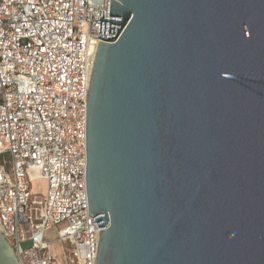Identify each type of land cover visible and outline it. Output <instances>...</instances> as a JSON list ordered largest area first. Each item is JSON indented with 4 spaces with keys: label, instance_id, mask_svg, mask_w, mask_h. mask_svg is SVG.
<instances>
[{
    "label": "water",
    "instance_id": "1",
    "mask_svg": "<svg viewBox=\"0 0 264 264\" xmlns=\"http://www.w3.org/2000/svg\"><path fill=\"white\" fill-rule=\"evenodd\" d=\"M110 16L86 105L95 264H264V0ZM0 264H19L1 232Z\"/></svg>",
    "mask_w": 264,
    "mask_h": 264
},
{
    "label": "built area",
    "instance_id": "2",
    "mask_svg": "<svg viewBox=\"0 0 264 264\" xmlns=\"http://www.w3.org/2000/svg\"><path fill=\"white\" fill-rule=\"evenodd\" d=\"M111 0H0V232L19 264H95L86 105ZM47 183L41 207L30 182ZM95 221V222H94ZM57 227L55 240L46 233ZM32 245L24 249L23 243Z\"/></svg>",
    "mask_w": 264,
    "mask_h": 264
},
{
    "label": "rangeland",
    "instance_id": "3",
    "mask_svg": "<svg viewBox=\"0 0 264 264\" xmlns=\"http://www.w3.org/2000/svg\"><path fill=\"white\" fill-rule=\"evenodd\" d=\"M30 189H31V201L34 202V207H41L42 203L46 196L47 191V183L45 180L37 179L32 180L30 182ZM57 227L52 228L50 231L46 233V236L49 240H55L57 235ZM32 245L31 241H26L23 243V248L27 249ZM53 249L55 251V254L58 258V264H65V260L63 257V251H62V244L60 242H54L53 243Z\"/></svg>",
    "mask_w": 264,
    "mask_h": 264
},
{
    "label": "bare ground",
    "instance_id": "4",
    "mask_svg": "<svg viewBox=\"0 0 264 264\" xmlns=\"http://www.w3.org/2000/svg\"><path fill=\"white\" fill-rule=\"evenodd\" d=\"M50 231V230H49Z\"/></svg>",
    "mask_w": 264,
    "mask_h": 264
}]
</instances>
